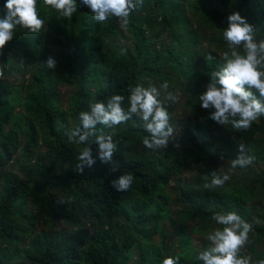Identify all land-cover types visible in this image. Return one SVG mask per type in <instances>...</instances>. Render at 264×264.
<instances>
[{
  "label": "trees",
  "instance_id": "1",
  "mask_svg": "<svg viewBox=\"0 0 264 264\" xmlns=\"http://www.w3.org/2000/svg\"><path fill=\"white\" fill-rule=\"evenodd\" d=\"M188 2L201 16L218 14L207 0H143L124 27L131 46L123 47L115 39L123 31L111 20L97 23L80 0L70 19L37 0L45 30L33 35L17 27L0 50L4 77L28 76L21 93L0 78V264H161L165 255L178 256L179 264H201L192 236L218 227L212 214L229 210L253 226L246 253L264 258L259 168L264 116L246 131L230 124L212 128L210 111L200 106L198 96L222 61L211 51H196L195 25L184 11ZM4 3L0 0V17ZM237 11L264 36V0H240ZM172 23L184 30L183 49L163 46L162 35ZM61 40L68 51L52 53L49 45ZM209 54L212 61L205 59ZM49 57L56 62L54 69L45 66ZM147 79L174 82L190 108L205 112L178 130L185 150L169 144L162 150L146 148L143 122L134 115L111 128L97 125L98 132L111 134L117 143L113 161L118 170L99 160L93 144L96 163L79 173L76 157L83 145L69 142L64 129L78 123L79 112L91 103L113 94L125 97L127 109L129 88ZM67 87L71 91L63 106L60 89ZM239 143L255 157L253 163L233 170L223 187L204 189L203 177L213 170L224 173ZM123 171L134 181L128 191L118 192L111 181ZM188 223L194 224L191 233L185 230ZM167 226L174 249L163 242Z\"/></svg>",
  "mask_w": 264,
  "mask_h": 264
},
{
  "label": "clouds",
  "instance_id": "2",
  "mask_svg": "<svg viewBox=\"0 0 264 264\" xmlns=\"http://www.w3.org/2000/svg\"><path fill=\"white\" fill-rule=\"evenodd\" d=\"M43 3L65 19H70L78 7L77 0H43ZM80 3L90 9L92 19L97 23L115 18L126 27L131 14L138 5L142 6L143 0H80ZM3 13L0 17V50L13 39L17 27L33 35L45 30L37 0H5ZM222 34L227 45V50L222 53L223 63L218 70L211 72L209 82L198 96L199 104L210 111L209 118L218 124H230L237 131H246L254 121L264 116V40L256 41L253 27L238 12L228 15ZM124 51L121 48L120 54L123 55ZM205 59L212 61L214 57L209 54ZM18 64L23 66V60ZM45 66L54 69L56 62L49 57ZM4 76V66L0 65V78ZM128 91L127 109L123 106L125 97L113 94L106 101L91 103L87 111L79 112L78 123L64 129L69 142L83 145L76 157L79 173L96 163L92 154L93 144L98 146L96 154L99 160L113 165L112 171L118 170L113 161L117 143L111 134L98 132L97 125L111 128L129 121L135 115L142 120L147 133L142 143L152 150L167 148L176 135L166 104L175 103L178 97L169 91L167 81L159 87L152 83L146 87L137 84ZM254 160L246 146L239 143L238 155L231 159L228 172L211 171L203 177V188L223 187L231 180L233 170L246 168ZM133 181L134 176L123 171L111 181V185L116 191L125 192L132 187ZM211 219L218 227L207 233L208 246L198 252L196 260L201 264H264V258L253 259L250 255L242 254L253 232L251 223L230 210L214 212ZM161 264H179V257L165 255Z\"/></svg>",
  "mask_w": 264,
  "mask_h": 264
},
{
  "label": "rangeland",
  "instance_id": "3",
  "mask_svg": "<svg viewBox=\"0 0 264 264\" xmlns=\"http://www.w3.org/2000/svg\"><path fill=\"white\" fill-rule=\"evenodd\" d=\"M240 0H225V5L220 3L218 0H207L208 5L218 14L215 17L211 15L201 16L199 13L193 9L192 5L193 2L186 3L184 7V11L186 13L185 17L192 21L195 25L196 36H197V50L198 52L202 51H211L222 60V53L227 50L226 42L223 39V29L227 26V17L233 12H238L241 15L240 11H237V6ZM242 16V15H241ZM113 24L118 26L123 31V34H117L115 39L120 41L123 47H130L131 46V36L126 32L124 26L120 25L118 21L113 18L110 19ZM258 24V23H256ZM184 30L178 26L177 24L172 23L169 30H166L161 38V41L164 42L163 46L166 45L168 48H174L175 50L183 49L185 44L186 35L183 32ZM124 35V36H123ZM123 36V37H122ZM255 39L257 42L260 40H264V36L258 34L257 30L255 31ZM163 46L161 48H163ZM52 53H58L64 55L67 52V48L65 47V43L63 40L57 45H49ZM106 48V47H105ZM6 82L14 85L16 93H21L20 87L23 80H27L28 76H23L19 73H11L8 76L3 78ZM148 81V82H147ZM152 83L155 86L159 87L161 84L152 79L142 80L140 84H143L145 87ZM70 88H61L60 89V103L65 106L67 100L69 99V92ZM169 91L174 92L178 99L175 103L167 102L166 106L170 116V123L176 129V135L170 140L169 145H179L178 149L180 152L185 150V147L180 142V132L178 131L180 128H183L185 124L189 121L195 122L197 118H201L205 112H202L198 109H192L186 104V98L183 97L182 90H179L177 85L174 82H169ZM163 98V97H162ZM213 129L215 130L218 126L223 128L222 125L218 124L217 122H212ZM42 143V142H41ZM44 143V142H43ZM43 151V150H42ZM20 158V155L17 156ZM259 168L262 170L261 175L264 177V163L259 164ZM225 172H228L230 164L224 166ZM189 175V173H185ZM191 175V174H190ZM172 194V193H171ZM173 198V201L176 200L174 195H170ZM176 207L171 208L170 211L175 210ZM181 225L180 222H175ZM194 227L193 223H188L185 226V230L188 233H191L192 228ZM166 236L163 239L165 245H170L171 249H174L175 245V238L173 237L172 233L169 231L168 226L165 227ZM207 235V234H206ZM206 235H196L192 236L193 238V246L197 248L198 251L203 250L205 247L208 246V241L206 240ZM154 244H158V239L154 238ZM169 251V250H168ZM243 255H250L253 259H258V255H252L246 253L245 249L242 250ZM13 264H16L14 262Z\"/></svg>",
  "mask_w": 264,
  "mask_h": 264
}]
</instances>
